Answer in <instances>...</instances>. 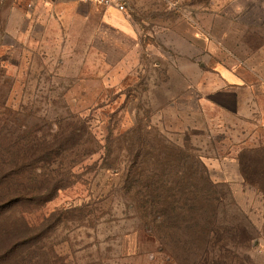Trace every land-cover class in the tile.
<instances>
[{
	"label": "rangeland",
	"instance_id": "rangeland-1",
	"mask_svg": "<svg viewBox=\"0 0 264 264\" xmlns=\"http://www.w3.org/2000/svg\"><path fill=\"white\" fill-rule=\"evenodd\" d=\"M121 1L0 0V264H264V132L206 103L264 87V0ZM75 125L92 153L45 156ZM153 180L216 226L158 228Z\"/></svg>",
	"mask_w": 264,
	"mask_h": 264
},
{
	"label": "trees",
	"instance_id": "trees-1",
	"mask_svg": "<svg viewBox=\"0 0 264 264\" xmlns=\"http://www.w3.org/2000/svg\"><path fill=\"white\" fill-rule=\"evenodd\" d=\"M77 124H82V122L79 121L77 122ZM76 125L58 134L54 139L55 143L45 152V156L47 155L49 157H56L63 151L67 152L68 154L73 151H79L82 154L80 155V157L82 158L90 155L93 150H91L92 148L89 145H92V143H96V141L86 130L79 131ZM182 155L184 156V158H187L189 154L188 152L187 154L185 152H182ZM192 158L198 160V164H201L198 157L193 156ZM240 164L242 167V174L244 179H246V181H254V177L251 176H254V174L256 173L253 169H250L251 165L254 166V163H247L246 161L242 160ZM248 173L252 174L250 175L251 178H249ZM69 175L70 173L67 172V179ZM206 180L209 182L208 178ZM144 182L146 183L147 190L149 192H152L153 194L152 200L149 195L144 196L145 202L147 201V204L150 201L152 203H155V205L151 207V209L146 211V214L153 218L155 222L157 220V217L161 218L162 221L157 225L158 228H160V226H163V224H166L171 230H180L178 225H182L183 227L186 226L185 229H189V222L191 220H193V223L198 224L200 221H203L205 219L204 210L212 211L211 225L214 227L216 226L215 221H217V208L219 205L218 203H220L222 197L213 198L212 195H210V191H206L201 197L192 196V194H190V196L182 197V201H177L174 196L170 194V189L167 190L166 186H164L165 180H153ZM183 186L184 185H182V187ZM59 189L61 188L53 185L51 191L53 193H56ZM187 214H190L192 216L190 217V215L188 216ZM244 231L245 230H242V232L239 233L235 232V234L232 235V240L236 241V239L238 238L237 236L245 234ZM171 236L173 237V233L171 234Z\"/></svg>",
	"mask_w": 264,
	"mask_h": 264
},
{
	"label": "crops",
	"instance_id": "crops-1",
	"mask_svg": "<svg viewBox=\"0 0 264 264\" xmlns=\"http://www.w3.org/2000/svg\"><path fill=\"white\" fill-rule=\"evenodd\" d=\"M73 1L75 0H57L56 4L61 5ZM112 15L113 14L110 13V16L114 18ZM222 84L223 87L222 90H220L222 93L221 95H223L224 98H230L233 102L231 107L225 105L223 102H218V100L207 99L206 103L210 102L211 105L220 109L223 115H231L238 119H254L258 122V125H255V127H258V130L260 129L264 132V87H252L238 79L230 81L228 78L222 79ZM247 91H251V93H249L251 94L250 98L244 96V94H248L246 93Z\"/></svg>",
	"mask_w": 264,
	"mask_h": 264
},
{
	"label": "built area",
	"instance_id": "built-area-1",
	"mask_svg": "<svg viewBox=\"0 0 264 264\" xmlns=\"http://www.w3.org/2000/svg\"><path fill=\"white\" fill-rule=\"evenodd\" d=\"M78 1L92 2L108 9H115L119 12L125 11V4L121 0H78Z\"/></svg>",
	"mask_w": 264,
	"mask_h": 264
}]
</instances>
